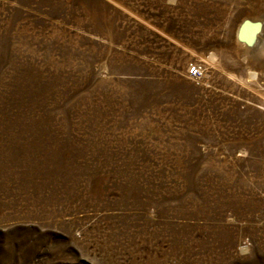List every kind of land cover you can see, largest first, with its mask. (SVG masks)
<instances>
[{"label": "rangeland", "instance_id": "374dc122", "mask_svg": "<svg viewBox=\"0 0 264 264\" xmlns=\"http://www.w3.org/2000/svg\"><path fill=\"white\" fill-rule=\"evenodd\" d=\"M248 19L264 0H0V264H264Z\"/></svg>", "mask_w": 264, "mask_h": 264}, {"label": "bare ground", "instance_id": "6f19581e", "mask_svg": "<svg viewBox=\"0 0 264 264\" xmlns=\"http://www.w3.org/2000/svg\"><path fill=\"white\" fill-rule=\"evenodd\" d=\"M256 23H254L252 20L248 19L246 20L242 26L240 27L239 30V35L240 38H242V40L248 44V45H253V48H257L258 47V43L261 40V36H262V31L264 28V22L258 21V20H254ZM257 32V33H256ZM256 35V36H255ZM252 38H254V43H252ZM214 59V58H213ZM221 68V67H220ZM222 70H224V68H222ZM226 73L230 74V75H234L231 74L229 72H227L226 70H224ZM235 76V75H234Z\"/></svg>", "mask_w": 264, "mask_h": 264}, {"label": "built area", "instance_id": "2783aa9c", "mask_svg": "<svg viewBox=\"0 0 264 264\" xmlns=\"http://www.w3.org/2000/svg\"><path fill=\"white\" fill-rule=\"evenodd\" d=\"M190 73L192 76H197L199 73H201V68L198 65H193L190 68Z\"/></svg>", "mask_w": 264, "mask_h": 264}]
</instances>
